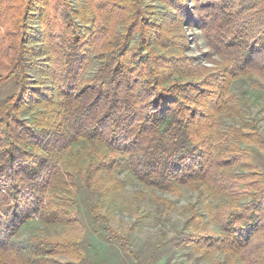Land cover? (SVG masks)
I'll return each mask as SVG.
<instances>
[{"label":"trees","instance_id":"16d2710c","mask_svg":"<svg viewBox=\"0 0 264 264\" xmlns=\"http://www.w3.org/2000/svg\"><path fill=\"white\" fill-rule=\"evenodd\" d=\"M164 1L174 13L152 18L140 0H88L79 17L108 26L96 41L68 0H54L56 19L40 0V44L31 46L23 18L32 0H0V264H90L72 236L33 228L20 239L31 220L77 225L78 192L89 216L107 222L101 238L154 264L161 244L141 259L104 211V199L122 189L120 168L177 196L197 191L219 234L189 203L190 228L174 235L210 264H264V167L256 156L264 157V134L255 119L223 123L243 118L249 105L243 91L230 90L234 78L264 94V0ZM185 19L203 31L222 62L205 58L219 67L186 54ZM95 46L98 68L87 77ZM30 69L39 75L30 78ZM78 143L82 153L73 151ZM151 199L164 214L174 207L154 192Z\"/></svg>","mask_w":264,"mask_h":264},{"label":"rangeland","instance_id":"374dc122","mask_svg":"<svg viewBox=\"0 0 264 264\" xmlns=\"http://www.w3.org/2000/svg\"><path fill=\"white\" fill-rule=\"evenodd\" d=\"M91 1L96 2V0ZM32 2L34 6L25 11L23 22H25L27 35L30 36L28 39L29 44L37 46L40 44V41L36 38L40 28L41 20L39 14L43 3L41 2L40 4V0H32ZM46 2L50 15L56 19L57 13H55V8L53 7L54 0H46ZM87 2L88 0H68L70 8L77 10L71 16L83 28V32H86L87 36H95L96 41H103L109 35V33L105 32V28L108 27L107 24L104 21H99L94 16L87 22L83 21L77 13L79 7L83 10ZM140 3L145 10L150 7L147 10L152 18H157L162 13H174V9L168 3L166 4L164 0H140ZM182 27L187 34L188 47L186 54L192 56L194 61L200 60L206 66L219 67V63L216 64L205 58L204 53L208 52L211 53L214 60L222 62L220 56L210 51L203 31L197 26L189 24L187 19L183 21ZM61 33L62 30L56 27L55 38L57 37V41H60V37L57 35ZM31 54L32 57L37 56L35 53ZM92 54L95 55L92 58L90 67L85 72L87 77H92L98 68L99 60L96 58V46ZM27 75L30 78H36L39 73L35 69H30ZM230 90L234 93L243 91L249 99V105L245 108L243 118L226 117L223 123L230 125L241 123L245 119H255L260 131L264 134V94L253 90L249 79L242 75L230 82ZM73 151L82 153L84 151L82 143L75 144ZM256 156L264 167V157L259 154ZM117 174L123 181L122 189L104 199V211L108 215L110 223L118 228L121 233L129 235L131 247L141 259L146 260L153 246L161 244L157 248L154 264H210L211 258L209 255H202L199 250L192 248L190 245H182L180 243L181 237H175L174 235L177 231L184 230L187 217L189 216L187 208L189 203L197 205L198 210L203 213V227L210 228L215 235L219 234V225L210 220L205 213L202 207L203 199L198 196L197 191L185 189L181 196H177L172 192L144 185L127 168L118 169ZM139 189L146 192L144 197H137L136 192ZM151 192L172 200L174 207L164 214L159 208L160 204L151 199ZM76 206L78 209L77 216L80 220L77 225L46 224L40 220H31L21 227L20 239L27 240L33 228H38L43 234H66L74 237L83 248L86 260L90 264H139L124 249L120 242L108 241L100 237L98 230L109 232L107 222L89 216V211L81 192H78ZM189 228L186 227L185 230ZM182 235L183 232L181 233ZM215 256L222 258V253L215 252Z\"/></svg>","mask_w":264,"mask_h":264}]
</instances>
